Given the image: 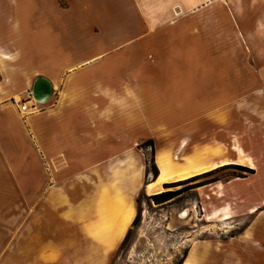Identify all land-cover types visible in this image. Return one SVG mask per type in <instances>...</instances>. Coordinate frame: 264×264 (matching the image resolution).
<instances>
[{
  "label": "crops",
  "instance_id": "0c3cea01",
  "mask_svg": "<svg viewBox=\"0 0 264 264\" xmlns=\"http://www.w3.org/2000/svg\"><path fill=\"white\" fill-rule=\"evenodd\" d=\"M206 8L196 38L158 39L188 0H0V264H106L140 193L230 163L254 173L198 188L213 218L249 217L221 264H264V0L259 23ZM159 151L187 175L159 181Z\"/></svg>",
  "mask_w": 264,
  "mask_h": 264
},
{
  "label": "rangeland",
  "instance_id": "374dc122",
  "mask_svg": "<svg viewBox=\"0 0 264 264\" xmlns=\"http://www.w3.org/2000/svg\"><path fill=\"white\" fill-rule=\"evenodd\" d=\"M200 5H215L218 11L216 21L223 22L227 20L224 10L230 9L236 21H241L248 8L254 12L253 21L259 23L260 0H213L212 4L211 0H188V12L183 13L178 9L172 15H161L157 29L152 31L153 37L196 38L198 31L195 25L198 22H212L214 15L208 8L201 11L194 9ZM182 23H186L189 29L182 31ZM94 27V31L99 32L97 26ZM207 28L200 31L205 37L209 36V32H215ZM138 149L144 154L145 162L147 160L150 164V148L138 146ZM207 193V189L197 188L163 204H155L148 194L140 193L136 206L138 219L131 226L126 240L109 256L106 264H184L189 252L196 254L193 264L227 262L229 240L244 229L249 217H234L226 221H222L223 217L213 218V205L205 201ZM238 245L236 242L233 244L235 249ZM66 259L67 256L62 255L61 264Z\"/></svg>",
  "mask_w": 264,
  "mask_h": 264
},
{
  "label": "trees",
  "instance_id": "16d2710c",
  "mask_svg": "<svg viewBox=\"0 0 264 264\" xmlns=\"http://www.w3.org/2000/svg\"><path fill=\"white\" fill-rule=\"evenodd\" d=\"M139 147H149L150 148V164H148L147 160L146 163L148 164V174L150 173L151 177L153 179L156 178L158 175V169L154 162V145L152 140H146L143 141L138 145ZM226 171L224 174L221 172ZM254 173V170L243 166L239 164H224L221 166H218L216 168H213L211 170L190 176L185 179H181L174 182L164 183L162 185L163 190L149 195L148 198L155 204H163L169 201H172L176 199L177 197L181 196L182 194L197 189L199 187L214 183L216 181L222 180V179H228L232 177H246L249 174ZM174 187H179L177 189H173ZM137 197V201H138ZM138 219V214H136L134 220L132 221V226L135 225L136 221ZM130 229L128 230L126 236L124 237L122 243L126 240L128 233ZM121 243V244H122Z\"/></svg>",
  "mask_w": 264,
  "mask_h": 264
},
{
  "label": "bare ground",
  "instance_id": "6f19581e",
  "mask_svg": "<svg viewBox=\"0 0 264 264\" xmlns=\"http://www.w3.org/2000/svg\"><path fill=\"white\" fill-rule=\"evenodd\" d=\"M160 142H162V141H160ZM157 157L159 159L160 168H161V177H160L159 181L164 180V179L185 177L187 175L188 172H179V171H177V169L180 170V168L176 169V166L174 167V164L171 162L170 158L168 157V155L164 151H159V154H158ZM238 160L239 161H244V157L240 155V158ZM183 179H185V178H183ZM159 181H157V183H155V184H152V183L149 184L148 188H147V192L151 193L152 191L156 190L157 188L159 189V187H158ZM160 191H162V190H160ZM120 232H122V231H120ZM195 259H196V254L194 252H192L187 257V259H186L184 264H193Z\"/></svg>",
  "mask_w": 264,
  "mask_h": 264
},
{
  "label": "water",
  "instance_id": "95a60500",
  "mask_svg": "<svg viewBox=\"0 0 264 264\" xmlns=\"http://www.w3.org/2000/svg\"><path fill=\"white\" fill-rule=\"evenodd\" d=\"M31 94L38 102L46 101L52 94L50 82L44 77L37 78L32 86Z\"/></svg>",
  "mask_w": 264,
  "mask_h": 264
},
{
  "label": "built area",
  "instance_id": "2783aa9c",
  "mask_svg": "<svg viewBox=\"0 0 264 264\" xmlns=\"http://www.w3.org/2000/svg\"><path fill=\"white\" fill-rule=\"evenodd\" d=\"M30 99L33 100L34 103H37V100L33 98L32 94H30ZM14 103L19 104L21 111H25L27 108L26 103L19 99H14Z\"/></svg>",
  "mask_w": 264,
  "mask_h": 264
}]
</instances>
